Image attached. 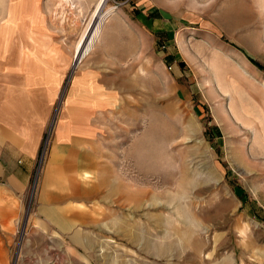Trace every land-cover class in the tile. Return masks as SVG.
I'll return each instance as SVG.
<instances>
[{
	"label": "rangeland",
	"instance_id": "obj_1",
	"mask_svg": "<svg viewBox=\"0 0 264 264\" xmlns=\"http://www.w3.org/2000/svg\"><path fill=\"white\" fill-rule=\"evenodd\" d=\"M29 3L0 0L3 32L16 31L9 22L31 14ZM134 6L139 77L90 90L98 97L70 122L82 164H43L53 114L27 190L3 203L0 264H264V0H106L101 32L137 34ZM69 8L35 10L54 14L35 30L54 37L35 43L66 58L54 112L101 35L78 63L94 9Z\"/></svg>",
	"mask_w": 264,
	"mask_h": 264
},
{
	"label": "crops",
	"instance_id": "obj_2",
	"mask_svg": "<svg viewBox=\"0 0 264 264\" xmlns=\"http://www.w3.org/2000/svg\"><path fill=\"white\" fill-rule=\"evenodd\" d=\"M28 1L27 8L31 9V14L20 21L11 18L9 22L16 31L3 32L0 27V218L4 214L3 203L18 199L27 190L51 118L54 115L58 117V123L43 164H82L76 159L82 138L77 125L70 122L81 111L82 104L98 97L90 90L128 88L130 79L125 78L123 73H132V79H135L136 75H140L139 69H136L140 58L144 63L145 48L139 39L141 20L138 16L141 8L134 6L133 13L138 22L134 26L138 33L102 31L88 65L75 67L70 73L67 100L64 95V106L58 105L54 112L60 90L66 82V58L59 46L35 43L54 37L50 33L35 31L41 28L44 21L48 24L53 20L54 14H35V10L39 8V3L48 10L55 8V13L59 8L71 6L69 9L73 15L79 17L82 7L95 9L99 0ZM9 15L17 16H12L11 12ZM19 25H26L29 31H19ZM130 34L133 35L132 49L128 43ZM123 64H133L134 68L131 72H123L118 69ZM106 95L105 98L116 97L114 91ZM66 106L74 110L73 117L66 114ZM257 142H264V138L259 137ZM72 191L85 193L75 184Z\"/></svg>",
	"mask_w": 264,
	"mask_h": 264
},
{
	"label": "bare ground",
	"instance_id": "obj_3",
	"mask_svg": "<svg viewBox=\"0 0 264 264\" xmlns=\"http://www.w3.org/2000/svg\"><path fill=\"white\" fill-rule=\"evenodd\" d=\"M105 5H106V0H99V2L97 3V5L93 11L92 18H91L85 32L83 33L81 39L79 40V42L77 43V45L75 47L73 57L76 58L77 62L82 60L83 57L87 53H90L94 39L97 38V36L101 33V22L106 17L108 12L110 10H112V8H113L112 7L108 11L103 12ZM91 21H92V23H91ZM87 29H88V31H87Z\"/></svg>",
	"mask_w": 264,
	"mask_h": 264
},
{
	"label": "trees",
	"instance_id": "obj_4",
	"mask_svg": "<svg viewBox=\"0 0 264 264\" xmlns=\"http://www.w3.org/2000/svg\"><path fill=\"white\" fill-rule=\"evenodd\" d=\"M135 11H137V10H135Z\"/></svg>",
	"mask_w": 264,
	"mask_h": 264
}]
</instances>
